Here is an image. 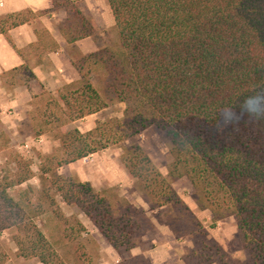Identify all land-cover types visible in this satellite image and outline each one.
<instances>
[{
    "label": "trees",
    "instance_id": "1",
    "mask_svg": "<svg viewBox=\"0 0 264 264\" xmlns=\"http://www.w3.org/2000/svg\"><path fill=\"white\" fill-rule=\"evenodd\" d=\"M115 41L70 63L78 74L55 95L37 84L25 56L40 61L58 49L44 28L37 42L15 52L23 65L3 74V87L38 85L28 118L32 136H51L60 154L40 157L39 187L17 197L9 191L27 183L33 172L16 155L0 170V231H11L17 257L40 264H96L99 247L77 215L82 214L120 264H152L132 256L153 225L146 212L114 188L95 190L89 182L59 169L155 127L168 142L170 163L163 176L143 149L123 147L120 163L150 212L162 211L175 239L192 248L181 264H264V0H106ZM66 19L58 32L67 45L93 37L97 28L77 6L64 0ZM47 12L25 9L0 17V36L34 23ZM123 104L121 118L96 121L87 132L73 123L112 105ZM250 107L255 111H246ZM8 144L0 134V151ZM185 178L199 211L211 215L209 230L234 218L244 261L233 259L172 188ZM49 218L51 241L36 224Z\"/></svg>",
    "mask_w": 264,
    "mask_h": 264
},
{
    "label": "rangeland",
    "instance_id": "2",
    "mask_svg": "<svg viewBox=\"0 0 264 264\" xmlns=\"http://www.w3.org/2000/svg\"><path fill=\"white\" fill-rule=\"evenodd\" d=\"M63 1L64 0H57V6L60 7V5L63 4ZM76 2L78 8L80 10H83L82 13L85 16L89 17L90 15L87 14L88 8L86 7L84 0H76ZM96 2L97 5L95 7L97 8L92 9L93 11L96 9V12L101 13L104 20L106 19L105 17L111 16L106 0H96ZM96 37L99 40L100 47L113 44L115 41L113 27L98 31ZM5 89L7 91V94L2 98L3 100L0 101V134L5 135L8 140V144L4 149L0 151V170L4 168V166L10 161L12 157L19 155L29 162L31 170L33 172V177L27 183L19 187H15L9 191V194L15 198L22 190L26 189L27 186H31L33 188L39 187L38 166L40 163V157H45L53 154L59 155L61 152L58 142L53 140L51 136H43L44 139L41 142L35 141L36 138L32 136L31 123L27 116L28 112L31 110V107L29 106L30 103L27 107L24 106V108H22L19 120L9 118L10 116H13L11 108H6L5 110L6 114L9 117L1 115V103H5L7 99L13 95V89L15 88L5 87ZM123 110V104L112 105L102 113L103 119H100V121L109 118H121ZM89 122L90 121H84L82 123H77L76 125H71L70 127L77 128L82 133H84L89 129ZM132 144L139 145L147 155L153 157L157 165L162 167L165 166V168L168 167V164L171 161L168 154V142L165 139L164 135L158 129H156L155 127H150L141 132L139 135H136L128 141L124 142L120 148L112 147L93 154L88 158L80 161L79 163L73 165L72 167L66 166L59 169L58 173L64 176H75L83 182H89L97 191L106 188H114L122 197L123 194L129 195V197H131L133 193H136L142 198L139 190L134 184V181L132 180L133 183L131 184V179L128 178L126 170L120 163V155L122 152L121 148L128 147ZM110 185L111 187H109ZM187 195L188 197H191V199H193L192 191ZM61 208L66 216H70L73 214L77 215L79 221L83 224L85 229L87 227L89 230H91V232H93V235H91L88 229H86L89 236L94 240L95 237H97L98 240L103 242V246L101 248L95 240L99 247V257L96 260V264H120L126 258V256H122L116 262L111 249H108V245L104 243L105 241L103 240L101 235L95 230V228L93 229L91 227L92 225L90 224V222L82 214H80L74 208H67L65 206H62ZM155 212V215H147L150 218L151 222L152 220L156 219L157 222L164 225L162 211ZM209 223L210 220L205 227L208 231L209 237L217 242V239H219V241H221L225 245V247L222 248L224 250L226 249L228 251L227 253L233 259L241 262L244 261L245 254L241 249V243L236 231L234 218H226L224 219L222 224H219L218 222L217 227L214 230L208 229ZM36 224L41 228L43 234L49 240L52 241L56 237L54 224L49 218L41 217L39 219H36ZM152 230L153 227L152 229L146 231L144 236L150 235ZM10 235L11 231L9 230L0 231V264H40L37 260H24V262L21 261L22 259L17 257L16 255V248L11 241ZM141 240L136 250H134V252H131L132 256L141 255L140 253L148 249L149 246L154 247V245L150 243H142ZM180 240V243H182L180 244L181 247L185 248V244L183 243L187 241L190 243V249L192 248V244L188 239ZM106 246L107 251L103 250L104 248H106ZM167 250L169 251L170 249ZM179 264H181V262Z\"/></svg>",
    "mask_w": 264,
    "mask_h": 264
},
{
    "label": "crops",
    "instance_id": "3",
    "mask_svg": "<svg viewBox=\"0 0 264 264\" xmlns=\"http://www.w3.org/2000/svg\"><path fill=\"white\" fill-rule=\"evenodd\" d=\"M84 2L86 7L88 8L87 14L90 15L89 18L92 19L97 28V33L98 31L113 27L114 23L112 16H107L104 20L101 13L96 12V9L94 11L92 10L94 8H97L95 7L97 5L96 0H84ZM25 9H29L32 12L47 13L34 23L26 24L11 30L7 35L8 39L4 36H0V101L3 100L2 98L7 94L5 87H3L1 83L3 74H7L8 72H11L12 70L17 69L23 65L22 58L19 57V55L15 52L11 44L17 50L27 49L29 46L37 42L35 30L44 28L48 32L51 39L58 46V49L56 51L43 55L40 61H37V59L33 58L32 55L25 56V58L28 60L29 66L32 69V73L37 80V84L42 86L45 90L49 91L53 95H55L57 90L63 85L74 82L78 79V74L70 63V54H72L73 52H78L82 55H87L95 52L98 48H100L99 40L96 37L97 33L93 37L82 39L72 45H67L65 43V40L58 32V26L66 19V13L63 9H54L53 0H0V17ZM80 11L82 12L83 10L81 9ZM38 92L39 89L38 85L36 84L33 85L30 89L22 86L15 87V89H13V95L10 96L5 103H1V115L9 117L6 114L5 110L6 108H11L13 116H10L9 118L19 120L22 108H24V106L27 107L31 102V97ZM105 110L79 120L72 125H76L77 123H82L84 121H90L89 129L87 130L89 131L94 127L96 121H100V119H103L102 113ZM43 139L44 137L40 136L37 137L35 141L41 142L43 141ZM148 157L157 166L160 173L163 176H166L167 168H165V166L162 167L157 165L153 157L149 155ZM79 162L80 161L70 164L67 167H72ZM132 183L133 181L131 180V184ZM171 186L179 195V197L184 201L190 211L195 215V217L201 222L204 227H206V224L211 219V215L207 211H199L194 203V200L191 199V197H188L187 194L192 191V188L187 179L182 178L176 180L172 182ZM109 187H111V185ZM123 197L129 202L133 203L135 206L143 209L148 216L155 215L156 212H150L147 204L138 194L133 193L131 197H129V195L123 194ZM223 221L224 220L219 221V224H222ZM152 223L153 230L151 234L144 236L141 241L142 243H150L154 245V247L149 246L148 249L140 254L147 258L152 264H179L185 250L190 249V243L185 241L183 243L185 244V248L181 247V240L175 239L170 230L165 227V225L157 222L156 219L152 220ZM91 227L94 229L93 226ZM86 229L88 228L86 227ZM88 231L91 235H93V232H91V230L88 229ZM95 240L102 248L103 242L98 240L97 237H95ZM217 240L218 243L224 248L225 245L221 241H219V239ZM106 249L107 246L103 250ZM108 249H111V247L108 246ZM167 249L170 250L168 251ZM134 250L132 252H134ZM111 251L117 262L120 257L112 249ZM225 251L228 252L226 249ZM21 261L24 262V260Z\"/></svg>",
    "mask_w": 264,
    "mask_h": 264
},
{
    "label": "clouds",
    "instance_id": "4",
    "mask_svg": "<svg viewBox=\"0 0 264 264\" xmlns=\"http://www.w3.org/2000/svg\"><path fill=\"white\" fill-rule=\"evenodd\" d=\"M245 110H246V111H249V112H253V111H255L254 109H252V108H250V107H246Z\"/></svg>",
    "mask_w": 264,
    "mask_h": 264
}]
</instances>
